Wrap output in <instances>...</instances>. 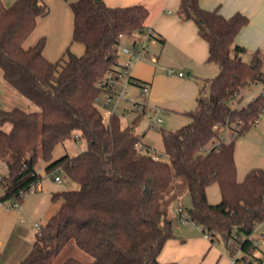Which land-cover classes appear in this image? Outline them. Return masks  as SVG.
Here are the masks:
<instances>
[{
	"label": "trees",
	"instance_id": "obj_1",
	"mask_svg": "<svg viewBox=\"0 0 264 264\" xmlns=\"http://www.w3.org/2000/svg\"><path fill=\"white\" fill-rule=\"evenodd\" d=\"M65 1L74 14L73 41L85 51L79 56L67 49L52 62L43 53L45 38L24 46L38 19L48 15L46 3L15 0L6 6L0 0V70L11 87L39 107L33 113L0 108V164L6 167L0 205L21 203L41 182L36 170L40 161L47 163V174L63 170L79 185L63 192L57 214L42 226L18 264H51L53 255L70 241L92 261L69 258L63 264H162L165 243L176 237L164 205L172 199L177 178L190 195V221L201 226L212 243L221 238L236 257L234 264H263L253 239L264 223V169L254 168L239 181L235 162L237 139L256 126L264 112L261 94L242 105L252 85L264 88V55L256 51L246 62L247 49L236 42L249 18L240 12L227 18L218 10L203 9L200 0H180V20L196 24L208 45V61L218 65L219 73L198 82L196 106L183 113L188 124L161 130L168 160H154L150 149L148 154L136 149L144 136L137 131L144 115L123 125L113 114L105 123L96 102L99 82L119 66L120 36L133 37L149 28V8L109 7L104 0ZM5 123L12 125L10 132L1 129ZM235 125L240 127L238 138L221 141L224 129ZM72 138L84 141L85 150L54 159L57 146ZM214 184L221 193L217 204L207 196ZM0 264H6L1 255Z\"/></svg>",
	"mask_w": 264,
	"mask_h": 264
},
{
	"label": "crops",
	"instance_id": "obj_2",
	"mask_svg": "<svg viewBox=\"0 0 264 264\" xmlns=\"http://www.w3.org/2000/svg\"><path fill=\"white\" fill-rule=\"evenodd\" d=\"M43 1L48 5L49 13L38 19L36 28L28 37L29 39L34 34L37 39L33 43H28L27 39L24 46L32 47L40 39L45 38L46 44L43 53L52 62L62 58L67 49L76 55H82L85 51L84 46L73 41L74 14L69 3L65 0ZM104 2L109 7L144 5L150 10L148 25L157 37L150 43L149 58L130 60L126 56H120L122 64L129 65V76L133 80L149 86V93L144 98L140 97L139 87L132 86L130 88V90H134L135 96L138 92L137 102L144 101L153 113L157 112L159 106L180 114L194 109L199 90L198 82L216 76L219 73V67L208 61V45L198 35L196 24L193 21L180 20L178 16L180 0H104ZM199 3L203 9L218 10L227 18L238 12L245 14L249 18V22L236 37V42L247 49L243 59L250 61L256 51H260L264 55V0H200ZM141 37V34H136L133 39L137 40ZM125 39H122V44ZM169 69H174L176 72L169 75ZM186 71H188L187 75H185ZM262 89L261 85L259 91ZM127 102L132 106L133 102L129 100ZM254 127L239 137L235 144V162L239 181H242L250 170L262 168L261 166L264 164L255 163L251 156L247 155L244 162L239 158L242 150L246 152L247 147L249 149L255 143L258 145L257 142L260 143L264 139V112ZM141 142L148 150H151V147L143 142V138ZM55 151L54 159L67 153L66 149L59 155H56ZM151 153H153L152 150ZM42 166L45 170L47 163L42 161ZM36 170L42 179L43 175H48L45 171L41 173L37 167ZM0 172L3 175L6 173V167L3 164H0ZM42 179L39 192L44 189ZM52 195L54 200L56 195L55 193ZM47 199L49 200V196L46 191L38 196V202L31 206L24 202L17 210H9L6 206L0 205V255L2 262L18 264L31 251L38 235L35 225L39 223L34 221L35 238L33 235L30 237L31 230L27 225H31V222L37 218L41 220L43 217L50 216L49 221L54 216L50 213ZM46 224H40V226ZM208 242L197 237L170 239L165 243L159 261L162 264L171 262L177 264H230L229 259L220 250L212 253L206 261L205 258L210 254L214 245L209 238ZM192 243L195 245L192 247L197 248L196 252L188 249ZM224 247L228 252L225 244ZM200 258L203 261H200Z\"/></svg>",
	"mask_w": 264,
	"mask_h": 264
},
{
	"label": "rangeland",
	"instance_id": "obj_3",
	"mask_svg": "<svg viewBox=\"0 0 264 264\" xmlns=\"http://www.w3.org/2000/svg\"><path fill=\"white\" fill-rule=\"evenodd\" d=\"M2 1L6 6H10L15 2V0H2ZM125 38L126 39L124 40V45H127V44L129 45L134 40L133 37H125ZM36 39H37L36 35L33 34L28 39V43H33ZM244 61L248 62V60H244ZM187 73L188 71L185 72V75H187ZM260 88H261V84L252 85L250 89L246 91V98H245L246 102H249L253 100L255 97H257L260 92L259 91ZM130 93L131 95H129L128 98L137 101V99L139 98L138 92H137V96H135L134 90H130ZM0 102L2 103V105L0 106L1 109L11 110L13 108H20L29 113L39 112V107L36 104H34L29 99H27L25 96H23L20 92H18L16 89L11 87L4 80L3 73L1 70H0ZM159 107H160L159 109L157 108V112L152 114V117L144 116L139 126L137 127V131L140 134H144L143 142L146 145L151 147V150L154 154L161 155L162 160H168V157L164 151L161 130L164 129V130L175 131L181 128L182 126L188 124L190 119L188 116L184 114L172 112L171 110H165L164 108H162V106H159ZM98 108L103 115L105 123H107L110 120V117L112 116V112L109 109H105L103 107L98 106ZM124 108L131 109L132 106H130L129 102L123 101L120 104L116 114L121 117V122L123 125H129L138 117V115L135 114L134 116L132 115L131 117L124 116L123 114L125 110ZM157 118H161L163 122L162 123L155 122ZM153 121L155 122L154 126H153ZM1 129L5 132H10L12 130V125L10 123H5L4 125L1 126ZM257 143L258 145L255 143L254 146L250 147L249 149L247 147L246 152H244L243 150L240 152L239 158L241 159V161L244 162L245 156L247 155L248 157L251 156V159L255 163H258L260 165L264 163V145H263L264 139L261 140L260 143L259 142ZM85 147H86V144L84 141H81V140L77 141L75 138H72L64 142L63 146L60 145L58 147L59 149L57 148L55 153L56 155L57 154L59 155L61 153H64L62 151H65L66 149L65 152H67L69 155L76 156L82 153L85 150ZM263 165L264 164H262L261 167L264 169ZM37 168H39V171L41 173L45 171L42 166V161L38 163ZM55 175L59 176L62 179L61 183H58L54 180L53 174L43 175V179H42L43 188H44L43 191L39 192L38 191L39 189H38L35 192L27 193L25 195V199L21 203L25 202V203H28V206H31L32 204H35L36 202H38L37 201L38 196H40L44 192L46 193L47 191V194L49 196V200L47 199L48 200L47 205L50 206L51 215L52 216L56 215L62 203L63 192L77 190L79 188V185L75 181H73L70 177H68L67 174L63 170L55 171ZM52 193H55L56 195V198L54 200L52 199V196H53ZM171 195H172L173 200L170 199L168 205L167 206L166 204L164 205V209L167 211L168 217L173 219V231L176 236L175 238L180 240L181 237H184V238H196L197 237V238H202L206 242H208V238L205 237V235L203 234L201 227L197 226L196 224L190 223V222L184 226L180 225L177 216L176 215L174 216L175 214L174 209L176 205H180L185 209H190L192 205L190 195L188 193V190L182 178H177L175 180L173 184V188H172V193L170 194V196ZM207 196L211 204H217L221 201V193H220V190L217 184H214L208 187ZM10 203L11 202H8L4 206L6 207L10 206ZM43 206L45 205L43 204ZM49 217L50 216L43 217L41 220L37 218V220H33V222H31V225L30 224L27 225L31 230L30 237H32V235L34 236L36 233V229L34 227V221H37L39 225L40 224L43 225L48 222ZM255 237L259 239L260 238L264 239V223L257 228ZM192 246H195V245L192 243L190 246H188V249L194 250L196 252L197 248L196 247L193 248ZM218 250H220L221 253L229 259L230 264H233V261L236 259V257L229 256L228 252L225 250L224 243L221 238L216 240V242L213 245V248L210 251V254L205 258V260L207 261L209 257L212 255V253L218 252ZM255 255L259 257L264 264V245L261 246L258 251H256ZM69 258H73V259H76V260H79L85 263H89L92 261V257L90 255L80 250L73 241H70L64 247L62 251L53 255L51 264H63ZM202 258H203V255H202ZM200 261H203V260H201L200 258Z\"/></svg>",
	"mask_w": 264,
	"mask_h": 264
},
{
	"label": "built area",
	"instance_id": "obj_4",
	"mask_svg": "<svg viewBox=\"0 0 264 264\" xmlns=\"http://www.w3.org/2000/svg\"><path fill=\"white\" fill-rule=\"evenodd\" d=\"M141 34V39H134L129 45H124L121 43L119 52L120 56H126L128 59H136V60H142L145 58H149L150 55V43L154 41L157 37L156 33L151 29L147 28L145 29ZM122 39L124 37L120 36ZM128 64H122V62L119 59V66L117 69L111 70L107 73L105 78L99 82L98 86L102 89L101 94L97 97L96 102L99 107H103L105 109H109L113 114L117 113V110L120 106V104L123 101H131L132 108L131 109H125L123 114L126 117L134 116L135 114H143L146 117H152L153 111L148 108L146 103L144 101L137 102L135 100L129 99L128 96L131 95L130 88L132 86H136V80H133L129 76L128 71ZM176 71L174 69H169L168 74L173 75ZM138 87V86H137ZM140 88V97L144 98L149 93V86L147 84H143L142 86H139ZM262 96H264V88L260 91ZM246 101L242 104L245 105ZM1 106V102H0ZM242 107V106H240ZM157 123H162L163 120L161 118H157ZM153 121V126L155 124ZM239 125H235L232 127H226L223 131V135L221 137V141L225 143H229L239 136ZM264 145V143H263ZM136 149L139 154H148L149 151L144 146L142 142H138L136 144ZM151 156L154 160L161 159V155L151 153ZM2 173L0 172V179L2 177ZM54 180L58 183L62 182V179L59 176H56L55 173ZM40 188V183L34 185L29 192H35ZM20 202L13 201L10 203V206H7V209L9 210H17L20 207ZM175 215L178 218V221L180 225H187L190 221L188 210L183 208L180 205H177L174 209ZM38 233H40L42 226L39 224L35 225ZM208 237V235H206ZM209 238V237H208ZM253 244L256 248H258L256 251L260 249L261 246L264 245V239L262 238H256L254 235ZM256 253V252H255ZM240 254V251L238 252V255ZM234 264V261H233Z\"/></svg>",
	"mask_w": 264,
	"mask_h": 264
}]
</instances>
